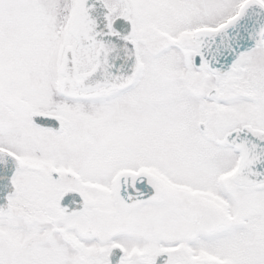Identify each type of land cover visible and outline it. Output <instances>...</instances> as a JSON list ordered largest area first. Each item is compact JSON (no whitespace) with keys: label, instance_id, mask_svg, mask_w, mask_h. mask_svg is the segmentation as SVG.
<instances>
[{"label":"snow or ice","instance_id":"snow-or-ice-1","mask_svg":"<svg viewBox=\"0 0 264 264\" xmlns=\"http://www.w3.org/2000/svg\"><path fill=\"white\" fill-rule=\"evenodd\" d=\"M0 264H264V0H0Z\"/></svg>","mask_w":264,"mask_h":264}]
</instances>
